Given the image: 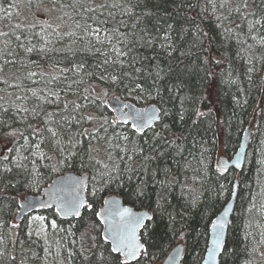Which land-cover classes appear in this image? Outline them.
Listing matches in <instances>:
<instances>
[{
	"label": "trees",
	"instance_id": "obj_1",
	"mask_svg": "<svg viewBox=\"0 0 264 264\" xmlns=\"http://www.w3.org/2000/svg\"><path fill=\"white\" fill-rule=\"evenodd\" d=\"M28 1L0 0V33L9 34L8 37L0 36V48L6 39L10 40L8 51L12 53L11 56L5 54L0 57V65L5 59L12 61L0 71V97H3L0 106L9 108L6 114L0 111V121H5L0 125V157L8 155L11 160L17 155L16 149L28 157L23 161L26 165L23 170L9 164L13 171L7 174V179L12 181V186L0 192V250L14 256V264H49L43 240L28 234L29 217L17 223L15 215L25 195L37 194L56 175L74 171L89 173L88 200L96 202L93 210L84 209L76 220L61 219L51 209L39 212L47 217L48 223L54 220L56 224L48 235L56 254L55 264H95L99 250L109 247L103 241L101 224L94 211L100 210L103 204L101 197L106 198L110 194L120 195L126 204L146 209L154 217L149 232L141 236L146 253L138 262L130 264H160L181 241L185 244L183 264H200L211 222L229 199L236 176L234 169L221 171L217 167V158L222 153L233 155L244 129L251 125L252 140L244 167L238 174L239 193L226 240L229 254L224 259L227 264H264V255H261L264 252V166L260 163L264 159V27H249V21L258 19L264 10V0H247L248 8H241L240 12L235 9L243 0H118L122 5H137L134 8L137 15L146 10L145 6L154 13L135 29L140 34L139 28L147 27L151 32V44L136 43L129 55L121 58L125 61L122 69L119 65L107 68L110 74H130L124 75L119 84L100 79L106 74L100 67L105 57L94 49L89 50L88 40L80 39L82 31L75 29L73 20L81 18L73 16L71 7H54L55 4H70L71 0H31L32 4L47 5L54 11L52 20L54 16L55 20L49 22L52 28H45L43 33L41 28L45 26L34 17L33 5L30 10H23ZM112 2L107 0L109 4ZM95 3H105V0H95ZM9 5L13 7L9 8ZM7 9L14 11L8 17L4 15ZM27 11L31 13L26 14ZM108 11L115 13L117 21H125L127 27L121 26V31L132 39L135 17L122 16L119 8L105 9V16ZM33 24L36 26L31 29L17 27ZM57 25L61 35L73 31L76 35L60 39L50 34ZM169 25L172 26L171 32ZM113 26L114 22L110 20L107 27ZM165 34L170 35L175 51L167 47ZM16 36L21 39L16 40ZM21 43L25 47L36 45L37 51L27 53L17 46ZM45 43L48 51L40 53L38 49ZM206 56L210 57L209 65L203 63ZM79 64L85 66L79 73L61 71L63 67L71 69ZM157 67L159 78L156 77ZM209 68L216 73L210 86L209 81L203 79ZM32 72L36 73L35 79L40 80L32 82L33 77H29ZM178 77L187 85L182 95L206 96L209 87L212 91L211 102L205 100L200 107L206 112L211 107L213 113L197 126H192L191 121H181L177 115L179 101L170 99L173 93L169 89L178 82ZM33 89H38L40 95L55 90L62 102L74 101L83 106L84 111L77 115L97 117L93 121H81L82 127L94 135L93 130L103 122L101 117L115 119L106 106L107 97L113 94L129 98L140 106H143V99L150 100L170 114L143 134L119 124L105 125L107 130L98 134L104 138L100 141L81 137L83 143L71 149L78 153L75 161L58 171L46 167L55 164L59 157L49 150L46 143H42L41 150L53 159L37 160L39 180L33 183V157L21 147L24 140L17 137L23 133L35 143L37 138L29 135L31 128L28 125L43 128L47 119L44 112L55 113L54 119H60L59 113L63 109V103L47 104L32 97ZM158 89L159 96L156 94ZM25 96L26 100H17V97ZM52 100L55 101V97ZM14 103L29 109L36 108L41 115L34 117L31 112L17 115ZM71 111L69 105L65 115ZM21 116L27 118L21 119ZM80 127L74 126L72 132ZM16 129L20 130L17 137L5 134ZM156 132L160 135L156 136ZM175 137L181 138L176 139L175 144L170 143ZM8 149L13 151L9 153ZM89 154L95 157L90 163L87 160ZM82 158L85 161L83 168L79 162ZM103 165L119 169L120 180L110 185V191L97 192L93 197L91 189L102 186L97 170L103 171ZM94 175L95 183L92 180ZM138 184L146 189L141 200L127 195ZM257 208L260 209L258 215ZM181 234H185L184 239H181ZM52 255L53 252L49 261Z\"/></svg>",
	"mask_w": 264,
	"mask_h": 264
},
{
	"label": "snow or ice",
	"instance_id": "obj_2",
	"mask_svg": "<svg viewBox=\"0 0 264 264\" xmlns=\"http://www.w3.org/2000/svg\"><path fill=\"white\" fill-rule=\"evenodd\" d=\"M31 3V0H29ZM137 5L128 4L122 5L118 2V0H113L111 4L105 3L96 4L95 0H71L70 4H55L54 7H59L61 9L66 7H71L73 9V16H79L81 20H73V24L75 29L82 31V36L80 39L88 40L89 50H93L96 53H101L104 55V60L102 63L101 70L106 74L101 75L100 79L107 80L112 84H119L123 80L124 75H130L128 73L117 72L116 74L107 73L108 66L115 68L117 65L123 68L125 61L121 58L127 57L129 53L132 51V47L135 46L138 42H143L145 44H151V32L147 27H140L139 33L137 34L135 29L144 23V19L147 17H152L154 13L151 10H148L145 6L146 10L141 14L137 15L134 12V8ZM224 5L222 4L221 7ZM13 7V5H9V8ZM121 9V15H127L129 17H135L136 23L132 25V39H129V34L121 31V26L127 27L125 21L116 20L115 13L113 11H108L107 15H104L105 9ZM241 8L247 9L248 3L247 0H243L240 7L235 9L236 12H240ZM247 15V13H245ZM68 14L65 13V16ZM70 19L72 17H69ZM59 19L63 20V17ZM114 22L113 27L109 28L107 25L109 21ZM43 24L45 27L41 28V32L45 31V28H52V25L49 24L46 20L38 21ZM264 27V10H262L258 19L253 21H249L250 29H255L257 26ZM36 25H17L18 28L26 27L28 29L34 28ZM169 32H171L172 26L169 25ZM59 25L56 28L52 29V33L55 34L58 38L63 39L64 36L73 37L76 35V32H65L63 35L58 31ZM230 31V30H226ZM8 33H0V36L8 37ZM16 40H20V36L15 37ZM28 39V37H25ZM164 39L168 42L167 47L171 48L175 51V48L172 44L171 37L168 34H165ZM11 43L10 40H5L3 48H0V57L7 54L11 56L12 53L8 51V46ZM47 43V42H46ZM45 45L41 46L38 51L40 53H44L48 51ZM99 45L100 47H97ZM19 48H23L25 52L32 53L37 51L36 45H32L31 47H25L23 43L17 45ZM161 47H165V45H161ZM71 50V49H69ZM171 55V53H169ZM12 63V61L5 59L4 64L0 65V71L3 70L4 65ZM129 63H134V61H130ZM205 65H209L210 57L206 56L203 60ZM216 64H219L220 61H215ZM84 64H79L73 66L71 69H63V71H74L76 73L81 72L84 69ZM137 72L140 69H136ZM251 71V69L249 70ZM87 74V73H86ZM36 73H29V77L35 76ZM91 75V74H87ZM160 72L157 67L156 77L159 78ZM216 73L213 69H208L205 72V76L203 79L209 81V86L211 85V81L215 78ZM56 79V77H53ZM6 82V81H5ZM137 88H141L140 84H136ZM187 87L185 81L178 77V82L173 85L170 92L173 93V96L170 99H175L179 101L180 111L177 113L179 119L183 122L191 121L192 126H197L199 122H202L205 118L209 117L213 113V109L210 107L208 111L201 110L200 104L208 100L211 102L212 91L206 89V96H198L195 94L192 95H182ZM143 90V89H141ZM85 92L88 90L85 89ZM157 96L160 95L159 89L157 90ZM32 97L38 98L39 101L52 104V103H63V109H61L59 115L60 119H54L55 113L44 112V116L47 119L44 121V127H33L31 124L28 125V128H31L30 136L36 137L37 140L35 143L29 141L28 136L20 133V136L17 137V133L20 132L19 129L9 131L5 133L6 135L22 138L24 140V145L21 147L30 152V155L33 157L31 163L33 164V168L31 169V174L35 177L33 183H37L39 180V169L37 166V160L51 161L53 157L48 156L47 153L41 150V144L46 143L49 146L50 151H54L56 155L59 157L56 159L55 164L46 165V167H51L52 171H58L60 167L67 166L69 163L74 162L77 152H73L71 149L77 147L82 144L83 141L81 137H89L92 140L100 141L104 139L100 137L98 134L101 130L106 131L105 125L113 126L119 124H128L129 120H134L131 126L137 133H142L146 128L154 127V121H160L163 117L169 115L170 113L161 108H152L151 111L144 110L143 112H136L135 116L131 115V113H125L122 110L120 111V116L116 119L110 120L108 117H101L102 123L100 126L93 131L89 132L88 129L83 128L81 125V121H93L96 120L97 117L94 115H77V113H82L84 111L83 106L75 103L74 101L62 102L60 99V95L54 91H47L45 95H40L39 92L35 89L31 90ZM52 97H55V101L52 100ZM85 99L88 97L85 96ZM3 97H0L2 100ZM27 99V97H17V100ZM69 105H71L72 111L65 115L66 110H68ZM188 105V106H186ZM14 107L17 111V115L21 113H29L34 117L40 116L41 113L36 110V108L29 109L28 107H24L21 104L14 103ZM126 108H131V105H125ZM0 111L3 113H8L9 108H3L0 106ZM21 119H26V116H21ZM5 123V121H0V125ZM80 125V129L76 132H72V128L74 126ZM167 127V125H165ZM47 133V136H45ZM156 136H159L160 133H154ZM181 137H175L170 143L175 144L176 139H180ZM125 140L128 137H124ZM55 145L53 148L52 145ZM34 149V151L32 150ZM94 150V149H93ZM13 149H8V152L11 153ZM17 155L13 157L11 160L8 155H3L0 157V164H3V167L0 168V185H3L0 188V192H3L4 189L12 186V181L7 179V174L13 171V167H10L9 164H12L16 169L23 170L26 168V165L23 161H27L28 157L23 156L21 154L20 149H16ZM66 153V155H64ZM95 159L94 156L90 154L87 156V160L90 163ZM147 159V157H146ZM81 168L85 166V161L82 158L80 161ZM226 162H221L218 167L226 171L224 168V164ZM261 165L264 166V159L260 161ZM115 171V175L113 172ZM97 175L99 176L100 184L102 185L100 188L93 187L91 189V195L93 197L96 196L97 192H106L110 191V185L114 182H119L120 180V172L119 169H109L108 165H103V171L97 170ZM87 177L77 178L72 176H66L62 181H58L63 185L58 191L62 193V195L56 196L55 207L58 212H62L65 214L71 213L74 216H80L81 209L93 210L94 204L96 201L89 202L88 199L82 197L80 195V190L86 187L85 181ZM93 182L96 181V176L92 177ZM131 197H134L135 200H141L146 195V189L142 184H138L130 193ZM232 195H236V193H232ZM103 200L104 207H102L99 211H94V215L100 218L101 223H108V227L104 230L107 234L103 235V241L109 243V247L103 248L99 250V254L95 260V264H130L132 261H139V258L144 255L147 251L145 248V243L141 242L140 237L137 236L138 230H141V236L147 234L149 232L151 222L153 221V215L147 211L143 212H133L131 207H125L120 204V202L116 199L112 198H104ZM134 203V201H133ZM195 203V201H193ZM41 207H53V204L48 202H42L40 204ZM34 205L31 202L22 201L20 204V208H32ZM254 207V206H253ZM229 207H225L221 214L211 222L213 235L211 240L206 244V255L202 258L203 264H215L217 257L220 258L222 264H227L226 259H224L229 253L227 251V247L224 241V230L227 223L228 214L230 212ZM19 212V209L17 210ZM153 212L156 209L152 210ZM35 219L43 220V217H36ZM52 226L55 227V221L52 222ZM16 227V225H13ZM264 236V234H262ZM255 251V249H253ZM264 255V252L261 253ZM15 257L7 254L6 252L0 250V264H7V262H12L14 264Z\"/></svg>",
	"mask_w": 264,
	"mask_h": 264
},
{
	"label": "water",
	"instance_id": "obj_3",
	"mask_svg": "<svg viewBox=\"0 0 264 264\" xmlns=\"http://www.w3.org/2000/svg\"><path fill=\"white\" fill-rule=\"evenodd\" d=\"M125 105H131L132 107L131 108H126V107H124ZM154 107L155 108H159V106L157 104H154V103L150 104L147 107H141V106H138V105L134 104L130 100H125L120 95L111 96L109 98L108 102H107L108 110L111 111L116 116V118L118 116H120V111L119 110H122L125 113H129L130 112L131 115L135 116L136 112H138V111L139 112H143L144 110L151 111V109L154 108ZM158 122L159 121H154L153 122L154 126ZM133 123H135V121L130 119L128 124L132 125ZM152 128H146V129H144V131L142 133H144L146 130H149V129H152ZM133 130L135 131V129H133ZM142 133H140V134H142ZM251 137H252L251 126H248V127H246L244 129V131L242 133L241 140H240L239 146H238L235 154L232 157H226L224 155H221L219 157V159H218V165H220L221 162H226L223 165L224 168H226V171H228L230 169H234L236 171L237 175H238L239 172L243 169L244 164L246 162L248 149H249V146H250V143H251ZM66 176H72V177H77V178L87 177V179L85 181L86 187H84L82 190H80V195L87 199V191H88V186H89V181H90L89 174L88 173L80 174V173H76V172H66V173H63V174H60V175H57L56 177H54L51 180V182L41 190L40 193H38V194H28L25 197H23L21 202L22 201L31 202L34 205V207H32V208H20V205H19V212L17 213V215L15 217V221L17 223H20L23 219H25L26 217L30 216L31 214H33V213H35V212H37L39 210H49V209H54L56 211V213L62 219H75V220L79 219L82 216L84 209L80 210V212H81L80 216H74L71 213L65 214V213H62V212H58L56 210V207H55V203L57 202L56 201V196L62 195V193H60L58 191V189L63 187L62 184L57 183V182L58 181H62L64 179V177H66ZM232 193H236V195H232ZM232 193H231V196H230L229 200L227 201V203L223 207V209L226 206L231 209L229 214H228L227 223H226V227H225V230H224V241H225V244H226L229 227H230V224H231L232 216L234 214L236 201H237V197H238V193H239V183H238L237 178H236V180H235V182L233 184ZM107 198H112V199L118 200L121 205H123L125 207H131L133 212L147 211V210H138V209H135L133 206H131L129 204H126L124 202L123 198L120 195H117V194H112V195L108 196ZM21 202H20V204H21ZM42 202H48L50 204H53V207H41L40 204ZM102 207H104V204L102 205ZM223 209L219 212V214H217V216L213 220H215L221 214ZM147 212H149V211H147ZM97 219L100 222V218L97 217ZM101 225H102L101 234H102V237H103V235L107 234L104 230L108 227V223H101ZM140 234H141V230H138L137 236L140 237V239H141V235ZM212 235H213V230H212V226L210 225L208 242L211 240ZM183 237H184V234L181 235V238H183ZM141 242H142V240H141ZM145 248H146V246H145ZM184 252H185L184 244L183 243L177 244L167 254V256L165 257V259L162 261L161 264H181ZM205 255H206V252H205ZM132 262H135V261H132ZM200 264H203V260L201 261ZM215 264H220V258L219 257H217V260H216Z\"/></svg>",
	"mask_w": 264,
	"mask_h": 264
},
{
	"label": "rangeland",
	"instance_id": "obj_4",
	"mask_svg": "<svg viewBox=\"0 0 264 264\" xmlns=\"http://www.w3.org/2000/svg\"><path fill=\"white\" fill-rule=\"evenodd\" d=\"M52 1H54V0H52ZM34 10L37 13V14L36 13L34 14V17H36V19L39 18L40 20H46L48 23L52 21L51 14L54 15V11H53V9H51L50 6L39 4L35 7ZM49 12H51V14H49ZM10 13H12V11L10 9H7V14H10ZM54 20H55V16H54ZM36 80H40V79H33V78L31 79L32 82H36ZM35 90H37L39 92L38 89H35ZM54 92H56V91L54 90ZM149 103H151L150 100H145V99L142 100L143 106H147ZM256 212L258 215L260 212V209L257 208ZM36 217H43L44 219L38 220V219H35ZM28 222H29L30 228L32 230H34L36 232L37 236L39 238L43 239L44 242H46V244L48 245V241H47L49 239L48 235H49L50 231H52V230L54 231L56 226L53 227L52 222L48 223L47 217L45 215H41L39 213L30 216L28 219ZM51 254L52 253H50L47 249L46 250V258L48 259L49 264H55V260H56L55 251L51 257L52 260L49 261V257Z\"/></svg>",
	"mask_w": 264,
	"mask_h": 264
},
{
	"label": "bare ground",
	"instance_id": "obj_5",
	"mask_svg": "<svg viewBox=\"0 0 264 264\" xmlns=\"http://www.w3.org/2000/svg\"><path fill=\"white\" fill-rule=\"evenodd\" d=\"M31 5H33L32 7H33V10L35 9V7L37 6V5H39V3H36V4H32V2L31 3H29V1H28V3L27 4H24V6H23V10H30V8H31ZM12 11V13H10V14H7V12H5L4 13V15L6 16V17H8V16H10V15H12L13 14V10H11ZM31 13V11H27V13L26 14H30ZM64 69H65V67H63ZM33 79H35V76H33ZM34 87H36V86H38V85H33ZM114 117H115V115L114 114H112ZM129 126V125H128ZM105 148V147H104ZM106 149V148H105ZM80 173H88V172H80ZM89 174V173H88ZM237 178V173H236V176H235V179ZM235 179H234V182H235ZM234 184V183H233ZM232 193V192H231ZM231 196V195H230ZM230 198V197H229ZM229 200V199H228ZM227 200V201H228ZM20 205V204H19ZM19 209V208H18ZM17 213H18V211H17ZM17 213H16V215H17ZM16 215H15V217H16ZM214 219V218H213ZM22 222V221H21ZM28 234H30V235H34L35 237H37L38 238V236H37V234H36V232L34 231V230H32L31 228H30V226H29V230H28ZM184 237H185V234H184ZM208 238H209V235H208ZM43 240V239H42ZM48 241V240H47ZM43 243H44V248H45V253H46V250L48 249V251L50 252V253H54V246L53 245H51V243H50V241H48V245L46 244V242H44V240H43ZM208 243V242H207ZM185 255V254H184ZM184 255H183V258H184ZM183 258H182V261H181V264H183Z\"/></svg>",
	"mask_w": 264,
	"mask_h": 264
}]
</instances>
